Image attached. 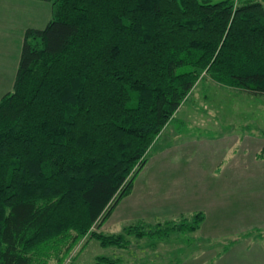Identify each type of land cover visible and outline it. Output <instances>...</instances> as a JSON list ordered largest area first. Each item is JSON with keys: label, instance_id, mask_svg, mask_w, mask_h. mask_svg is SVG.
<instances>
[{"label": "trees", "instance_id": "1", "mask_svg": "<svg viewBox=\"0 0 264 264\" xmlns=\"http://www.w3.org/2000/svg\"><path fill=\"white\" fill-rule=\"evenodd\" d=\"M48 1L0 98V264H60L86 235L125 245L94 226L205 70L264 94L262 0Z\"/></svg>", "mask_w": 264, "mask_h": 264}, {"label": "rangeland", "instance_id": "2", "mask_svg": "<svg viewBox=\"0 0 264 264\" xmlns=\"http://www.w3.org/2000/svg\"><path fill=\"white\" fill-rule=\"evenodd\" d=\"M31 4L24 7L0 2V25L30 16L35 12L33 1ZM52 17L53 12L48 20ZM14 30L8 34L0 29V98L12 89L17 72L22 37ZM247 121L264 130V96L222 84L210 71L202 72L151 146L146 164L135 174L131 193L119 200L101 226H94L107 235H124L125 245L102 244L86 235L60 264H211L210 259L224 244L214 239L206 242L211 233L201 228L200 217L203 219L209 197L229 199L227 209L239 207L230 210L233 218L225 221L228 213H217V221L224 222L219 233L225 240L231 237L228 233L232 230L227 227L232 222L238 226L244 222V204L264 207V181L257 188L259 198L244 200L246 191L253 189L250 185H255V181L247 183L249 173L264 171V163L252 160L255 151L260 155L264 147L258 149L264 132L249 127ZM219 171L248 174L240 176L242 180L234 179L233 186L229 180L216 179ZM207 183L211 191H207ZM221 187L232 193L236 188L240 194L232 197L229 193L224 200ZM57 262L50 259V264Z\"/></svg>", "mask_w": 264, "mask_h": 264}, {"label": "crops", "instance_id": "3", "mask_svg": "<svg viewBox=\"0 0 264 264\" xmlns=\"http://www.w3.org/2000/svg\"><path fill=\"white\" fill-rule=\"evenodd\" d=\"M31 1H33V5L35 8L34 13H30V16H21L17 19L10 20L9 23H7L4 26L0 25V29L3 30L5 33H11L14 31L19 32L21 35V43H23L24 33L25 30L29 27H35V28H42L45 26V24L50 20L48 18L51 15L52 12V3L48 0H43L49 2V4L46 5L47 2H43L44 4H40L39 0H0V2H7L8 4L13 5H19L24 7H32ZM11 2V3H9ZM264 5V0H262ZM47 11V15L42 14V10ZM1 16V15H0ZM26 18V21L25 19ZM48 20V21H47ZM10 26V27H9ZM255 95V94H253ZM257 96H264V94H259ZM249 118V117H248ZM248 125L255 126L259 130H263L262 127L259 125L256 126L253 121H247ZM252 123V124H250ZM264 130L262 131V133ZM264 134V133H263ZM242 135V134H241ZM240 136V135H239ZM263 138V137H262ZM264 144V138L263 142L258 146V149H260ZM252 160L254 163H264V156L256 155L255 153L252 155ZM219 165H223L222 162L219 163ZM256 170V168L254 169ZM228 171V170H227ZM248 171V170H247ZM246 171V172H247ZM252 171V170H251ZM220 172V171H219ZM220 175H216V179H222L225 181H230V185H234V182H232L234 179H240V176H243L248 173H232V175H226L225 171L220 172ZM239 176H238V175ZM235 176H238L237 178ZM255 181V185L253 186V189H248L246 191L247 198L244 200H247L248 202L255 200L257 197L259 198L260 191L257 189L258 186L264 181V171L257 170L255 172L249 173V176L247 177V183L250 184L251 182ZM207 183V191H211V187H209ZM226 184V183H225ZM243 185H246V183H241ZM228 186V185H227ZM211 193V192H210ZM221 197L224 198V200L227 199V195L229 193H232L231 190H227V188L221 187V191H219ZM235 193V194H234ZM259 195H257V194ZM232 197L234 195H239L240 190L238 191L235 188V192L232 193ZM245 194V195H246ZM216 202V203H214ZM228 200L226 201H217L216 197L213 198V196L209 197V201L207 202L208 206L204 207L203 209V219L201 221V228L205 230L207 233L210 232V236H207L205 238L206 242L212 241L214 239V242H220L224 245L221 246L220 250L216 251L214 254L215 256L212 257L210 260L211 264H264V207L262 208L260 206H251L252 204H244L243 207H246V218L243 223H241V226H238V224H233L232 222L230 224L229 230L231 233H228L230 237L229 240H225L227 238L223 239L224 234L222 232L219 233L220 228L224 227V222L220 223L217 221V213H224V212H230V210H237V207L229 208L227 209L228 205H230ZM231 203V202H230ZM224 210V212H223ZM233 218V215L224 216L223 219L225 221L226 218ZM223 230V229H221ZM216 233V234H214ZM215 237V238H214ZM228 237V236H227Z\"/></svg>", "mask_w": 264, "mask_h": 264}]
</instances>
